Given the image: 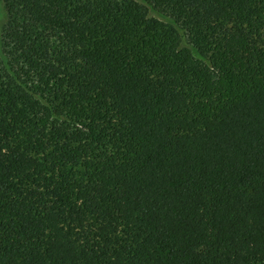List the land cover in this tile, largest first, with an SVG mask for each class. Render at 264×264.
Returning a JSON list of instances; mask_svg holds the SVG:
<instances>
[{
  "label": "trees",
  "instance_id": "1",
  "mask_svg": "<svg viewBox=\"0 0 264 264\" xmlns=\"http://www.w3.org/2000/svg\"><path fill=\"white\" fill-rule=\"evenodd\" d=\"M0 264H264V0H4Z\"/></svg>",
  "mask_w": 264,
  "mask_h": 264
},
{
  "label": "rangeland",
  "instance_id": "2",
  "mask_svg": "<svg viewBox=\"0 0 264 264\" xmlns=\"http://www.w3.org/2000/svg\"><path fill=\"white\" fill-rule=\"evenodd\" d=\"M5 15H7L4 0H0V35L2 32L3 24L5 22Z\"/></svg>",
  "mask_w": 264,
  "mask_h": 264
}]
</instances>
